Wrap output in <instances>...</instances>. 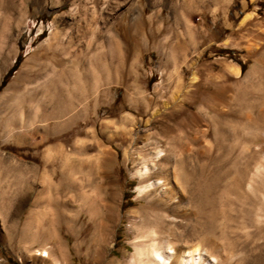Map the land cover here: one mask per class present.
<instances>
[{
    "label": "rangeland",
    "instance_id": "1",
    "mask_svg": "<svg viewBox=\"0 0 264 264\" xmlns=\"http://www.w3.org/2000/svg\"><path fill=\"white\" fill-rule=\"evenodd\" d=\"M59 44L78 55L63 102L43 91ZM96 52L105 58L95 61ZM260 62L264 0H0V264H130L141 227L131 213L147 220L133 161L169 124L191 143L184 156L197 157L202 169L196 190L184 185V200L160 211L157 229L172 232L158 243L232 256L217 264H264V137L240 139L236 127L264 131L262 93L241 94ZM229 65L239 67L237 77ZM189 113L196 127L183 120Z\"/></svg>",
    "mask_w": 264,
    "mask_h": 264
},
{
    "label": "bare ground",
    "instance_id": "2",
    "mask_svg": "<svg viewBox=\"0 0 264 264\" xmlns=\"http://www.w3.org/2000/svg\"><path fill=\"white\" fill-rule=\"evenodd\" d=\"M57 34H54L53 39H56ZM52 39V37H51ZM69 45H61L54 47V52L51 53L47 59V66L50 68V72L47 74V79L44 82L43 91L46 93L50 89L53 90V96H58L63 101H67L70 98V93L68 92V84L71 85L72 76L78 75L76 70H73V66L76 64V58L78 55L76 53H71L69 51ZM95 61H101V58H105V54L102 52H96L92 54ZM263 60V59H262ZM260 64V65H259ZM256 66L264 67V63H258ZM256 66L251 68L244 77L241 83V94L245 96L244 93L247 90H253L261 92L260 97H264V76H260ZM77 67V66H76ZM48 68V69H49ZM72 68V69H71ZM226 70L230 72L231 75L237 77L240 73L239 67L237 65H229ZM79 72V71H78ZM260 72V71H259ZM66 84H64V81ZM74 80V78H73ZM79 83V82H78ZM196 83V78L193 74L189 81L188 88L192 87V84ZM13 84L9 86L12 88ZM40 89V88H39ZM250 92V91H249ZM255 93V92H254ZM250 94V93H248ZM259 95V94H255ZM221 95L219 93L212 94V99L219 101ZM4 95L1 97V99ZM225 97V96H224ZM262 97V98H263ZM246 98V97H245ZM235 99V98H234ZM243 101L245 99H242ZM1 101V100H0ZM42 102V101H41ZM44 102V101H43ZM224 106V105H223ZM225 107V106H224ZM202 111V108H199ZM211 111V110H210ZM243 111V110H242ZM245 111V110H244ZM213 112V111H211ZM231 111H222L221 114L229 115ZM263 114V113H262ZM157 115V114H156ZM181 115V114H180ZM179 116L175 118L178 119ZM205 116H207L206 111H204ZM241 115V114H240ZM258 115V114H257ZM217 116L214 112L213 116ZM243 117V116H242ZM189 121L193 126L196 127L198 122V117L196 113L184 114L183 120ZM186 121H179L180 126H186ZM245 122V119L243 120ZM231 120L226 123L227 126L233 125ZM178 121L175 122V124ZM31 124V123H29ZM165 124V123H164ZM173 124V123H172ZM223 125V123H221ZM164 129L159 135H149L146 144H143L142 152L144 151V156H137L133 161L132 177L137 180L138 185L136 187V193L138 198H143L147 206H145L143 215L147 218L143 219L136 212L131 213L132 223L140 224L139 230L134 232V242H133V253L130 260V264H217L220 263H230L232 256L223 253L219 255V258L209 255L204 249H202L198 244L194 245H184V244H171L169 242L158 243L157 239L160 235L169 236L172 231L160 232L157 229L156 223L163 220V215L160 213L167 205H177L181 203L183 199V189L184 185L191 184V190H196L198 187V178L201 173V164L197 157L189 158L185 157L184 154L190 151L189 143L186 142L185 136L181 135V132L175 134L177 127L174 125H161ZM179 127V126H178ZM240 129V139H246L247 136L251 135L254 139H260L264 137V131L261 125L255 124L247 126L243 124L236 125ZM229 128V127H227ZM195 129V128H194ZM228 131V130H227ZM233 131V130H231ZM231 131L229 133H231ZM197 132L191 137V141L195 142L197 140ZM216 134V133H215ZM147 137V136H146ZM190 142V141H189ZM164 143V145H163ZM171 143V144H170ZM193 148V146H192ZM196 150V149H195ZM61 173L63 176L64 183L69 184V179H71V173H69V160L65 155L62 156ZM263 168V167H262ZM262 168L259 164H255L253 177L261 180ZM68 172H67V171ZM67 176V177H66ZM66 177V178H65ZM252 177V175H251ZM60 179V180H61ZM67 180V182H66ZM250 180V179H249ZM254 180V179H253ZM252 178L250 182L247 183V189H251ZM255 183V182H254ZM62 186L61 181L55 185L56 190ZM97 186V185H96ZM54 187V188H55ZM190 187V186H189ZM258 187V186H257ZM28 189V188H27ZM259 193V192H258ZM264 199V195H261ZM114 197L113 195L106 196V202L102 203L104 209L102 219L109 221L112 218L111 209H113ZM182 216V215H180ZM179 217V215H177ZM144 223V224H143ZM155 223V224H154ZM99 230L101 237H104L105 233V222L100 221ZM160 239V238H159ZM165 241V240H164ZM113 264V261H110Z\"/></svg>",
    "mask_w": 264,
    "mask_h": 264
},
{
    "label": "trees",
    "instance_id": "3",
    "mask_svg": "<svg viewBox=\"0 0 264 264\" xmlns=\"http://www.w3.org/2000/svg\"><path fill=\"white\" fill-rule=\"evenodd\" d=\"M16 64V63H15ZM14 68V66L8 71V73L5 75V78L8 76V75H10V73L14 70L13 69Z\"/></svg>",
    "mask_w": 264,
    "mask_h": 264
}]
</instances>
